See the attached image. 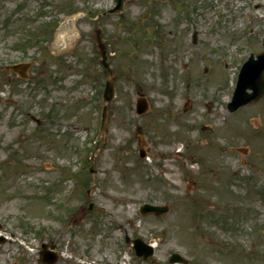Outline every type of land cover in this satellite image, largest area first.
<instances>
[{
  "label": "rangeland",
  "instance_id": "rangeland-1",
  "mask_svg": "<svg viewBox=\"0 0 264 264\" xmlns=\"http://www.w3.org/2000/svg\"><path fill=\"white\" fill-rule=\"evenodd\" d=\"M113 3L0 0V264H39L52 241L54 264H171L173 251L264 264V94L226 108L262 49L264 0H127L102 15ZM96 27L115 77L101 130ZM21 60L27 79L5 67ZM124 234L153 242V261Z\"/></svg>",
  "mask_w": 264,
  "mask_h": 264
},
{
  "label": "water",
  "instance_id": "water-1",
  "mask_svg": "<svg viewBox=\"0 0 264 264\" xmlns=\"http://www.w3.org/2000/svg\"><path fill=\"white\" fill-rule=\"evenodd\" d=\"M115 4L112 8H109L107 12H118L122 9L123 3L126 0H114ZM162 1V0H161ZM96 41L97 46L100 51L101 61L107 66L105 62V51L104 45L101 42L99 36V29H96ZM29 63H17L13 65H9V67L15 71H17L21 76H25V71L28 67ZM247 89H251L250 92ZM264 91V51L258 53L256 58L253 55L243 63L240 68L238 80L236 87L234 89L231 101L228 102L227 107L230 111L236 109L238 106L247 103L248 101L254 100L258 98ZM114 92V76L110 73L109 76L105 80V86L103 90V99L104 101H108L113 97ZM106 104L103 106V114L105 115ZM147 108V102L145 97L139 96L136 99V113H142ZM143 152L141 151L140 156H143ZM167 210L166 205H151L148 203L143 204L140 207V212H153V213H162ZM134 248L137 255H142L143 258H147L152 254V247L145 243L140 238L133 239ZM44 246V245H43ZM41 258L43 252H40ZM57 259V255L55 253H50L49 255V263H53ZM170 262H181L185 264L187 260L183 259L181 255L177 252H173L169 257Z\"/></svg>",
  "mask_w": 264,
  "mask_h": 264
},
{
  "label": "flooded vegetation",
  "instance_id": "flooded-vegetation-1",
  "mask_svg": "<svg viewBox=\"0 0 264 264\" xmlns=\"http://www.w3.org/2000/svg\"><path fill=\"white\" fill-rule=\"evenodd\" d=\"M42 264H46V263H42Z\"/></svg>",
  "mask_w": 264,
  "mask_h": 264
}]
</instances>
